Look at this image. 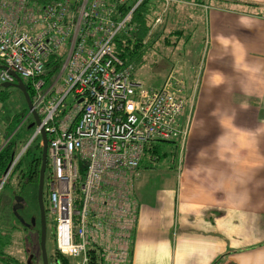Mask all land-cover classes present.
Returning <instances> with one entry per match:
<instances>
[{"label":"built area","instance_id":"2783aa9c","mask_svg":"<svg viewBox=\"0 0 264 264\" xmlns=\"http://www.w3.org/2000/svg\"><path fill=\"white\" fill-rule=\"evenodd\" d=\"M133 1L122 13L126 0H0V83L15 82L13 72L29 86L40 119L29 145H42V130L47 137L55 246L75 264H128L145 148L183 146L190 128L184 80L170 74L145 87L114 51L143 0ZM51 57L62 62L57 75L49 74Z\"/></svg>","mask_w":264,"mask_h":264},{"label":"crops","instance_id":"0c3cea01","mask_svg":"<svg viewBox=\"0 0 264 264\" xmlns=\"http://www.w3.org/2000/svg\"><path fill=\"white\" fill-rule=\"evenodd\" d=\"M196 7L206 48L180 74L190 128L176 176L138 170L130 264H264V0Z\"/></svg>","mask_w":264,"mask_h":264},{"label":"rangeland","instance_id":"374dc122","mask_svg":"<svg viewBox=\"0 0 264 264\" xmlns=\"http://www.w3.org/2000/svg\"><path fill=\"white\" fill-rule=\"evenodd\" d=\"M198 1L202 3H217V0H181V8H176L175 5L171 8L169 6V13L167 12V16L153 23L152 30L150 31L152 35L145 47L146 53L143 57V64L139 67H133L132 75L135 80L140 81L145 87H158L168 75L176 74L181 78L180 74H184L182 68L191 69L192 67L198 66L199 59L206 48L207 37L206 16L201 8L196 7ZM187 18H192V20L194 18L196 21L194 24H191V19L188 20ZM57 73L58 71L55 75H57ZM0 91L5 95L3 99H0L1 148H3L11 138L19 141V146L16 149L17 152L13 158L10 171L7 175L4 174L1 176L0 179V183H2V187H0V196L10 195L11 197L8 205L5 204L0 208V231L3 236H6V234H8L7 231L11 229L9 225H6L9 219L4 212L8 214L10 209L12 211L14 195L21 196L29 204L26 214L22 210H17V215L22 218L25 217L26 221H29L31 217L34 218L38 216V209L36 206L38 181L37 178L34 177L33 181L29 182L26 175L22 172V174L20 172L12 174V170L18 160L21 162L23 160L22 168H24V172H26V166H28L30 162L31 155L25 156L27 147L25 150L23 149L29 138L33 135L35 126L30 127L33 118L28 113L27 103L21 91L14 86L0 88ZM67 99L69 102L71 98L68 97ZM190 120L191 119H189V122ZM36 143L37 142H32L31 146L36 145ZM160 147L166 152L161 155L159 159L163 162L160 163L158 161L159 164L155 165L156 168H154L151 173L152 179L176 176L174 167L171 171L170 165L173 164L174 166L177 164L178 160H180L181 153L179 150L181 151V142H162L160 143ZM39 151L38 147L34 149L35 157L38 156L37 154ZM15 158L17 159L14 162ZM40 166L37 167L38 173ZM47 175L48 169L45 171L44 179L45 199L47 192ZM8 181L10 183H8ZM47 220L46 250L48 260L50 261L53 253L51 227H53L52 222L54 218L53 216H48ZM10 223L14 224L16 228L9 233V242L6 246L2 247V254L17 259L20 264H26L32 257L33 260H31L30 264H42L39 226L36 225L34 228L31 227L29 229L24 228L17 218H12ZM0 264L3 263L0 262ZM51 264L54 263L52 262Z\"/></svg>","mask_w":264,"mask_h":264},{"label":"trees","instance_id":"16d2710c","mask_svg":"<svg viewBox=\"0 0 264 264\" xmlns=\"http://www.w3.org/2000/svg\"><path fill=\"white\" fill-rule=\"evenodd\" d=\"M30 1L36 3L37 5L44 6L56 0H30ZM133 3H134L133 0H126L125 4L120 7L121 12L125 13L126 11H128L132 7ZM169 3H170V0L168 2V5L165 6V3L162 0H143L137 6V8L133 11L132 19L129 25L125 29L121 30L116 35L113 41V48H114L115 53L125 64H132L134 68L139 67L143 64V57L146 53L145 47L152 35L150 33V31L152 30V25L157 19L161 20L162 18H165L167 16V12L169 11V6H170ZM199 3H202V2L198 1V4ZM171 7L172 6H170V8ZM61 64L62 62L60 59H55V57H51L47 63V67L51 68L49 71V74H53L59 71L61 68ZM27 90L31 95L28 84H27ZM4 97H5L4 93L0 91V99H3ZM34 142H37L36 145L31 146L30 144L25 150V156L31 155L30 162L28 163V166H26V172H24V168H22L23 160L22 162L18 160L12 170V174H15L17 172L24 173L29 182L33 181L34 177H36L38 181L39 173H38L37 167H39L41 164V152H40L41 146L39 145L37 140ZM162 142L172 143V141H157V142H153L147 145L145 148L143 159L139 165V168L144 163L160 161L159 160L160 156L166 152L162 150L160 147V143ZM18 146H19V141H17L14 138H11L8 140L6 145L3 148H1L0 150V179H1V176L5 174L6 170L11 166L13 162V158L16 155V152H17L16 149L18 148ZM37 147L39 148L40 151L37 154L38 156L35 157L34 149H36ZM9 181H10V178H9ZM9 181L8 183H10ZM6 196L7 195L0 196V208L3 207L5 204L8 205L11 197L10 195L7 197ZM45 211L48 212L47 198H46V204H45ZM4 214L9 219L6 225H9L11 230L7 231L8 234H6V236H3L2 232L0 231V262H2L3 264H20L17 259L9 257V256H4L2 254V247L6 246L9 242V238H10L9 233L14 228H16L14 224L10 223L12 218H16L14 215V211L13 210L11 211L10 209L8 214L6 212H4ZM47 219H46V230H48L47 229V226H48ZM51 228H52L51 239L53 243V248H52L53 253H52V258L50 259V261L48 260V263L51 264L53 262L54 264H75L73 260L69 259L68 257L62 255L61 253L57 251L56 246H55V241H54V225ZM39 240H40V235H39ZM31 260H33V257ZM31 260H29L30 261L29 263L27 261L26 264H30ZM130 261L131 259L129 260L128 264H130ZM90 264H95V263L91 262Z\"/></svg>","mask_w":264,"mask_h":264},{"label":"water","instance_id":"95a60500","mask_svg":"<svg viewBox=\"0 0 264 264\" xmlns=\"http://www.w3.org/2000/svg\"><path fill=\"white\" fill-rule=\"evenodd\" d=\"M11 75L15 78V82H5L0 83V88H8L10 86H14L18 88L23 96L25 97L28 113L31 114L33 118V122L30 124L31 126L38 125L40 123V119L36 111L33 109L31 97L27 91L25 82L15 73L11 72ZM31 141V138L27 141V143L24 146V149L29 145ZM41 166L39 170V178H38V190H37V200H38V206L40 211V250H41V258H42V264H49L48 263V257H47V250H46V212L43 202V188H44V176H45V169H46V163H47V137L44 131H41ZM19 157V156H18ZM17 158H15L14 162ZM11 166L6 170L5 174L7 175L10 171ZM23 200L21 196H16L15 201L16 204L13 207L14 215L18 220H22L19 215H17V209L21 207L20 202ZM33 222V220H32ZM29 263V260H28Z\"/></svg>","mask_w":264,"mask_h":264},{"label":"flooded vegetation","instance_id":"af4514ba","mask_svg":"<svg viewBox=\"0 0 264 264\" xmlns=\"http://www.w3.org/2000/svg\"><path fill=\"white\" fill-rule=\"evenodd\" d=\"M45 171H46V169H45ZM38 178H39V176H38ZM44 179H45V176H44ZM37 190H38V186H37ZM44 188H43V202H44V207H45V204H46V199H45V197H44ZM17 195H14V204L12 205L13 207H14V205L16 204V201H15V197H16ZM20 205H21V207L20 208H18L17 210L19 211V210H22L23 212H25V214L27 213L26 211L28 210V202L27 201H25L24 199L20 202ZM36 206H37V209H38V216H36V217H34V218H30L29 219V221H26L25 220V217H21V221L20 220H18L19 222H20V224L24 227V228H27V229H29V228H31V227H35L36 225H38L39 226V228H41V225H40V211H39V206H38V200H37V193H36ZM13 207H12V210H13ZM46 212V211H45ZM48 218V212H46V219ZM32 220H33V222H32ZM39 232H40V229H39ZM30 262V261H29Z\"/></svg>","mask_w":264,"mask_h":264}]
</instances>
